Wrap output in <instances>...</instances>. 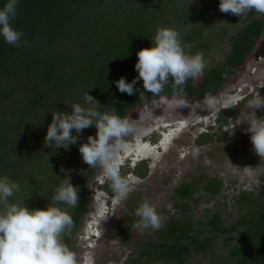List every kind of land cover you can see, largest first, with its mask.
I'll return each mask as SVG.
<instances>
[{"label": "trees", "instance_id": "obj_1", "mask_svg": "<svg viewBox=\"0 0 264 264\" xmlns=\"http://www.w3.org/2000/svg\"><path fill=\"white\" fill-rule=\"evenodd\" d=\"M7 2L0 0V10ZM219 4L220 0H18L12 26L24 33L22 46L9 45L0 36V178L7 175L21 187L10 202L25 201L29 209L46 210L60 179L66 178L61 166L69 170L72 184L79 187V205L60 206L73 218V228L64 236L72 249L86 212L87 188L98 169L83 163L79 147L88 136L95 137L97 129L83 130L68 150L46 147L52 113L71 114L75 103L90 107L84 101L89 92L99 101V111L115 107L117 115L129 119L154 98L192 102L226 89L262 40L264 15L250 11L239 27V16L222 13ZM157 27H174L189 46L186 51L204 54L207 67L201 80L189 79L182 93H174L170 82L153 95L144 91L142 80L133 95L121 93L115 82L123 77L131 83L138 77L137 53L153 46ZM225 122V117L219 120ZM203 188L216 196L222 183L208 181ZM172 199L176 215L131 264H264V194L243 191L232 212L207 211L204 219L195 218L190 206L199 201L194 185H180Z\"/></svg>", "mask_w": 264, "mask_h": 264}, {"label": "rangeland", "instance_id": "obj_2", "mask_svg": "<svg viewBox=\"0 0 264 264\" xmlns=\"http://www.w3.org/2000/svg\"><path fill=\"white\" fill-rule=\"evenodd\" d=\"M243 18L238 17L239 27ZM260 105H264V36L226 89L192 102L154 98L131 116L130 123L142 131L124 137L119 152L120 173L129 178L128 198L116 200L110 181L97 169L71 249L78 264H131L157 232L133 228L139 219L135 210L144 198L157 207L165 225L176 215L172 196L182 184L195 186L199 201L190 206L197 219H204L207 211L232 212L243 191L264 194V160L253 150L251 133L246 131L255 116L264 118ZM222 117L226 122L220 124ZM208 181L222 183L219 195L203 188Z\"/></svg>", "mask_w": 264, "mask_h": 264}, {"label": "clouds", "instance_id": "obj_3", "mask_svg": "<svg viewBox=\"0 0 264 264\" xmlns=\"http://www.w3.org/2000/svg\"><path fill=\"white\" fill-rule=\"evenodd\" d=\"M17 3L18 0H8L0 10V36L7 44L21 47L24 33L12 26ZM219 10L240 17L250 11L264 15V0H220ZM152 43L151 48L137 53L138 77L131 83L123 77L115 82L121 93L133 95L139 91L135 85L140 80L144 91L153 95H159L170 82L174 93H182L189 79L203 76L207 67L204 54L192 55L186 51L189 46L182 43L180 32L174 27H157ZM84 101L90 107L75 103L70 107L71 114L58 110L52 113L44 144L68 150L70 145L78 143L83 130L94 126L96 136H88L87 142L79 147V153L89 169H100L110 181L114 198L124 201L130 191L129 178L120 173L119 152L124 147V137L142 130H137L128 118L117 115L115 107L103 113L99 111V101L89 92L85 93ZM248 125L246 131L251 133L253 150L264 160V118L255 116ZM60 171L66 178L60 179L46 210L29 209L25 201L10 202L9 198L21 192L20 184L7 175L0 178V264H78L77 254L64 242V236L73 228V218L67 208L60 205L77 207L79 187L72 184L69 170L61 166ZM135 215L139 219L133 228L141 232L148 228L158 231L164 226L157 207L148 198L142 200Z\"/></svg>", "mask_w": 264, "mask_h": 264}]
</instances>
